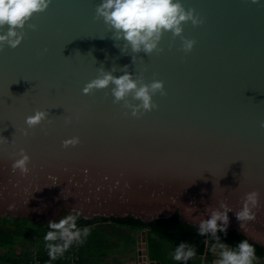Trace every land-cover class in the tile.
Listing matches in <instances>:
<instances>
[{
	"label": "water",
	"instance_id": "1",
	"mask_svg": "<svg viewBox=\"0 0 264 264\" xmlns=\"http://www.w3.org/2000/svg\"><path fill=\"white\" fill-rule=\"evenodd\" d=\"M101 3L48 0L16 28L19 44L0 42V217L179 214L199 228L227 211L226 230L264 247V0H180L191 17L148 52L117 35ZM105 72L161 88L148 109L132 92L115 99L111 82L82 91ZM24 155L27 170L14 168ZM251 192L255 218L242 221Z\"/></svg>",
	"mask_w": 264,
	"mask_h": 264
},
{
	"label": "clouds",
	"instance_id": "2",
	"mask_svg": "<svg viewBox=\"0 0 264 264\" xmlns=\"http://www.w3.org/2000/svg\"><path fill=\"white\" fill-rule=\"evenodd\" d=\"M48 0H0V26L7 24L8 30L0 34V42L8 41L9 45L15 47L19 44L21 36L17 34L16 28L23 26L24 22L36 11H42L47 7ZM97 14L102 16L104 21L116 30L117 35L131 45L132 49L139 50L141 46L148 52L156 47V42L160 38L162 30H172L175 34L182 31L181 22L189 19L191 12H185L180 0H102L97 7ZM193 41H187L185 47L191 48ZM115 85L112 89L115 99L123 98L132 92L135 98L141 101V106L145 109L151 107L150 92L161 88V82H153L151 85H137L130 74L125 73L120 77H114L111 73L105 72L90 82L83 88L87 93L92 89L105 88L109 83ZM45 116L43 111L37 110L33 115L26 118L29 126L35 125ZM77 142L76 138L65 141V144ZM29 159L24 155L14 162L13 167H18L26 171V162ZM257 194L248 193L246 202L241 211L237 213L240 220H252L255 214L251 211L249 203L256 204ZM77 216L66 214L59 220L48 221L49 230L43 239L46 242L50 260H55L62 255L73 243L81 241V237H87L90 229L88 227L78 228L75 221ZM224 223L218 225L217 221ZM227 211L213 212L209 219L202 221L198 229L200 234L209 230L216 233L217 230L226 231ZM243 227V224L241 225ZM63 240V244H53L57 238ZM82 242V241H81ZM215 251V250H214ZM194 250L187 248L184 242L176 246L172 258L175 261L188 260L194 255ZM255 258V246L247 239H241L235 248L220 244L219 259L217 264H253Z\"/></svg>",
	"mask_w": 264,
	"mask_h": 264
},
{
	"label": "trees",
	"instance_id": "3",
	"mask_svg": "<svg viewBox=\"0 0 264 264\" xmlns=\"http://www.w3.org/2000/svg\"><path fill=\"white\" fill-rule=\"evenodd\" d=\"M68 214V213H66ZM117 225H126L137 229H150L151 235L158 236L161 240L170 242L176 248L181 242L186 244L187 248L194 250V253L210 257L208 253V244L210 242L224 243L230 248H235L241 239H247L255 246V258L261 259L264 264V247L253 243L248 237L238 231H221L216 233L208 231L200 234L197 227L185 223L179 214L173 218L157 219L149 223L144 222L135 216L126 218H107L97 217L94 219H82L80 216L76 218L78 228L88 227L90 229L87 237H81V241H73L70 247L55 260H50L46 242L43 237L49 230L48 223L41 221H33L29 219H19L13 217H0V264H26L34 258H39L44 264H72L75 257H79L78 263H84L90 249L94 244H100L107 239L105 233L109 232V227L105 225L107 222ZM53 244H63V240L59 237L52 241ZM150 248L152 249V259H160L159 250H153V238H150ZM19 247L21 249H19Z\"/></svg>",
	"mask_w": 264,
	"mask_h": 264
},
{
	"label": "crops",
	"instance_id": "4",
	"mask_svg": "<svg viewBox=\"0 0 264 264\" xmlns=\"http://www.w3.org/2000/svg\"><path fill=\"white\" fill-rule=\"evenodd\" d=\"M105 225L109 227V232L104 235L107 241L94 244L90 249L91 253L87 254L90 257L81 264H139L144 251L147 252L149 261L155 262L153 264H217L219 259L220 244H222L219 242L208 244V253L211 258L195 253L188 260L175 261L172 258L175 248L170 242L151 235L150 229H137L126 225H117L110 221ZM151 237L154 242L153 250H159L161 253L160 259H152ZM145 242L146 248L143 247ZM79 261L80 258L75 261V264H80ZM261 261V259H254L253 264H261Z\"/></svg>",
	"mask_w": 264,
	"mask_h": 264
},
{
	"label": "built area",
	"instance_id": "5",
	"mask_svg": "<svg viewBox=\"0 0 264 264\" xmlns=\"http://www.w3.org/2000/svg\"><path fill=\"white\" fill-rule=\"evenodd\" d=\"M76 260H79V258L75 257L73 264H75ZM26 264H44V263L39 258H34L33 260H31L29 263ZM139 264H152V263L149 261V259L148 260L141 259Z\"/></svg>",
	"mask_w": 264,
	"mask_h": 264
},
{
	"label": "rangeland",
	"instance_id": "6",
	"mask_svg": "<svg viewBox=\"0 0 264 264\" xmlns=\"http://www.w3.org/2000/svg\"><path fill=\"white\" fill-rule=\"evenodd\" d=\"M19 249H21V248L19 247ZM0 252H2V249H0ZM261 264H263V261H261Z\"/></svg>",
	"mask_w": 264,
	"mask_h": 264
}]
</instances>
